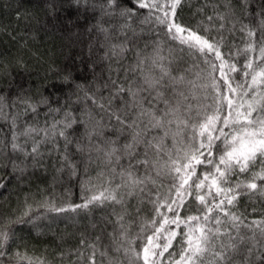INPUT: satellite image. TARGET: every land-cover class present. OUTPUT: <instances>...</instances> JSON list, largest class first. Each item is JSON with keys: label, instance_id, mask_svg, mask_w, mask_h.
Here are the masks:
<instances>
[{"label": "snow or ice", "instance_id": "1", "mask_svg": "<svg viewBox=\"0 0 264 264\" xmlns=\"http://www.w3.org/2000/svg\"><path fill=\"white\" fill-rule=\"evenodd\" d=\"M71 4L92 21L88 75L0 94V190L52 177L41 199L0 206V264H52L17 230L60 224L75 246L58 264H264V212L239 211L264 204V0Z\"/></svg>", "mask_w": 264, "mask_h": 264}, {"label": "trees", "instance_id": "2", "mask_svg": "<svg viewBox=\"0 0 264 264\" xmlns=\"http://www.w3.org/2000/svg\"><path fill=\"white\" fill-rule=\"evenodd\" d=\"M47 3L48 0H0V94L7 95L17 84H23L30 89L29 95H47L46 86L57 79L53 70L71 69L75 72L79 66L81 71L77 75H88L84 62L88 61L90 37L85 28L92 23L91 18H85L83 9L78 12L71 0H56L57 15L53 19L49 15ZM17 4L22 6L20 11L26 19L17 20ZM191 19V11L185 8L181 21L187 23ZM18 60L21 63L18 64ZM0 128H6L2 121ZM0 178L8 181L7 169L0 170ZM51 179V174L47 177L38 174L27 186L18 185L15 180L7 183L8 190H0V206L10 211L19 210L23 208L26 196L41 199V189H49ZM63 180L64 186L72 188V199L76 200V181L69 182L66 176ZM63 190L60 184L55 186L57 193H62ZM28 202L32 203V199ZM252 207H256L257 212L252 213L249 219L258 218L264 212V204L248 200L242 201L239 211L247 215ZM64 229L65 225L60 224L59 228L53 230L54 234L42 236L27 228L18 229V244L25 246L30 252L42 253L52 264H58L55 257L61 251V244L64 249L75 246L72 240L61 241L58 238ZM67 231L71 232L72 229L68 228Z\"/></svg>", "mask_w": 264, "mask_h": 264}]
</instances>
